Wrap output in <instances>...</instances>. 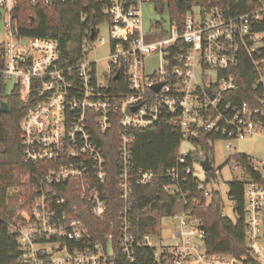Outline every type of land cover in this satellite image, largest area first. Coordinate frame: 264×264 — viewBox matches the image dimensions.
Returning a JSON list of instances; mask_svg holds the SVG:
<instances>
[{
  "label": "built area",
  "instance_id": "2783aa9c",
  "mask_svg": "<svg viewBox=\"0 0 264 264\" xmlns=\"http://www.w3.org/2000/svg\"><path fill=\"white\" fill-rule=\"evenodd\" d=\"M19 1L0 0V14L7 18L0 79L7 94L17 91L29 105L20 121L23 158L44 167L35 173L34 202L19 207L8 220L21 248L18 264H114V247L133 261L143 245L152 248L154 264H264V160H253L252 178L244 181L247 250L240 255L206 247L202 220L195 212L204 203L184 189L194 177L196 188L207 191L208 182L195 174L206 156L203 152L198 163L189 164L193 149L179 148L174 167L163 172L136 168L133 162L137 131L162 121L180 131L181 141L190 142L208 131L226 140L264 130V32L255 30L264 15V0H247L254 7L236 14L218 3L199 6L198 13L193 6L182 27L170 22L167 29L162 21L145 28L143 5L151 0H84L85 6H95L93 16L100 22L87 32L91 37L95 30L83 43V58L67 65L61 62L55 38L20 31L15 20ZM103 21L110 29L111 51L107 67L100 70L88 53ZM244 57L258 74L253 89L260 93L255 103L236 104L230 93L239 88L236 70ZM113 141L114 181L122 201L119 221L112 224L105 242L92 241L83 209L72 199L84 203L94 217L106 218L109 186L114 184L106 145ZM209 171H214L212 179L219 172L214 165ZM160 176L169 180L163 188L174 198L172 210L156 214L155 224L137 233L132 220L134 188ZM164 217L172 218L174 226L170 244L162 236L158 244L153 236Z\"/></svg>",
  "mask_w": 264,
  "mask_h": 264
},
{
  "label": "trees",
  "instance_id": "16d2710c",
  "mask_svg": "<svg viewBox=\"0 0 264 264\" xmlns=\"http://www.w3.org/2000/svg\"><path fill=\"white\" fill-rule=\"evenodd\" d=\"M84 0L76 2L55 3L45 5L42 3L33 4L32 0H20L16 8L15 20L20 31L29 36L53 37L59 44L61 62L64 64L78 63L84 55L83 43L86 39L91 40L87 32L100 20L93 16L94 5H84ZM156 9L162 14L168 11L169 21L182 27L187 11L194 5L201 7L218 3L223 5L225 10L231 14L248 11L254 7L253 2L247 0H151ZM255 30L264 32V15L257 23ZM264 39V36H263ZM264 55V45L261 47ZM239 75V88L230 93V98L236 104L244 101L255 103L259 96L260 89H253L258 74L248 57H244L240 67L236 70ZM2 102H7L8 110L1 111ZM19 93L7 94L6 83L0 79V264H18L21 256V248L17 237L10 233L8 227L9 218L17 209L26 208L32 204L36 195L35 173L43 168L42 163H28L23 158L21 149L22 132L20 121L28 110ZM221 139L213 132H202L199 137L193 138L192 143L195 149L191 151L188 158L189 164L192 161L199 162L201 153L210 158L213 154V141ZM107 142V141H106ZM180 131L172 128L167 122H159L148 128H141L137 131L134 142L133 162L136 168L144 167L163 172L174 167L175 160L180 148ZM107 153L114 166L110 181L114 184L109 186V210L105 219L94 217L90 210H86L84 203L78 199H72V203L82 207V216L85 217L92 241H106L107 233L114 230L112 224L119 221L118 210L122 205L119 199V192L115 185L116 159L117 154L114 141L106 145ZM235 161L248 170L251 175L252 158L248 154H235ZM29 174L30 179L19 181L15 184L18 174ZM214 175V171H209ZM185 186L192 194L199 197L204 203L196 207L195 212L202 220L205 231V245L213 252L240 255L245 253L246 247V221L244 213V182L233 180L229 184V195L236 202V213L238 217L232 220L222 213V197L216 190L199 191L196 188L193 178ZM150 185L135 186L133 192V222L137 233L148 231L155 224L156 217L150 211L161 214L170 213L174 198L170 197L163 188L169 180L158 177ZM108 181V182H110ZM209 182V179L206 181ZM11 188L17 191L12 192ZM211 196L207 202V197ZM207 202V203H206ZM73 245H78L73 242ZM114 247L116 254L114 264H154L152 248L143 245L138 248L137 257L127 260L123 253Z\"/></svg>",
  "mask_w": 264,
  "mask_h": 264
},
{
  "label": "rangeland",
  "instance_id": "374dc122",
  "mask_svg": "<svg viewBox=\"0 0 264 264\" xmlns=\"http://www.w3.org/2000/svg\"><path fill=\"white\" fill-rule=\"evenodd\" d=\"M143 7L144 25L146 29H150L154 21H162L166 29L170 28L168 11L161 14L156 9L153 2L144 3ZM199 9V6L194 5V11L196 13L200 11ZM6 20L7 18L0 14V44L7 38V28L5 27ZM98 26V36L93 42V48L89 51L88 57L89 59H96V61H98L99 69L102 70L107 67V59L111 51V43L109 38L110 29L107 21L101 22ZM101 37H104V40L100 41ZM150 65L151 67H154L155 63H151ZM10 89L11 82L9 83L7 90L10 91ZM228 141H231L233 145L228 146ZM212 144H214V149L211 160L213 161L215 169L219 170V172L216 174L214 179H212L213 175L209 174L208 176L207 173L202 169L200 163H198L195 174L199 179L204 181L209 179L207 191H218L222 197V213L226 217L236 220L238 217V213H236L235 210L236 202L229 195V184L233 180L249 182L250 178L248 170L242 165L238 164L233 156L235 154L245 153L248 154L254 161L264 160V130L246 134L243 135V137L234 139H216ZM194 148L195 145H193V143L186 138L180 142V152L190 151ZM16 179L17 180L15 181V184H17L19 181L26 180V175L19 173ZM210 198L211 196L207 197V202L210 201ZM150 214L156 215L155 211H150ZM171 220L172 218L170 217H164L161 223L162 228L158 226L156 229H154L153 236L154 239L158 241V244L161 240V236L164 243L170 244L173 242V239L170 238L174 228ZM36 248H39V244Z\"/></svg>",
  "mask_w": 264,
  "mask_h": 264
},
{
  "label": "water",
  "instance_id": "95a60500",
  "mask_svg": "<svg viewBox=\"0 0 264 264\" xmlns=\"http://www.w3.org/2000/svg\"><path fill=\"white\" fill-rule=\"evenodd\" d=\"M94 33H95V30L93 29L92 30V34H91V37H94ZM159 87L158 86H155V88ZM8 110V104L7 102H2L1 104V111H6ZM201 167L204 171L206 172H209V170H211L213 168V163L212 161L210 160V157L208 155L205 156L204 159H202L201 161ZM254 171V175H255V178L259 179L260 178V172L259 170H253ZM201 227H204L203 225H201Z\"/></svg>",
  "mask_w": 264,
  "mask_h": 264
}]
</instances>
